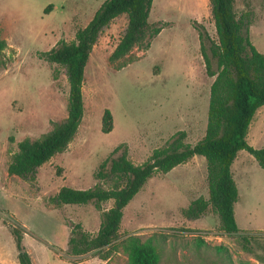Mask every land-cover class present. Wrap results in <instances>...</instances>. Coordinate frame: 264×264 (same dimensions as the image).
Listing matches in <instances>:
<instances>
[{
  "label": "rangeland",
  "instance_id": "rangeland-1",
  "mask_svg": "<svg viewBox=\"0 0 264 264\" xmlns=\"http://www.w3.org/2000/svg\"><path fill=\"white\" fill-rule=\"evenodd\" d=\"M104 1L0 0V39L6 43L0 52V264H19L9 225L21 229L32 264H132L137 244L154 247L156 264H264V169L246 150L238 151L231 165L238 189L236 233L221 229L210 206L197 219L183 214L196 198L208 199L206 160L200 155L150 177L124 207L117 237L99 252L71 256L70 225L79 223L94 235L112 200L101 210L51 200L64 186L109 188L96 172L120 144L139 165L181 132L184 143L203 137L214 76L206 72L195 26L216 39L209 0H153L147 21L160 24V32L148 49L135 46L115 61L110 55L127 15L113 18L84 66L83 115L67 148L39 166L33 182L8 175L18 142L41 137L67 115L65 69L40 54L61 40L73 41ZM48 5L52 8L44 13ZM234 11L251 12L249 37L264 54V0H235ZM105 109L113 119L107 133L101 131ZM246 141L264 148V105L251 120Z\"/></svg>",
  "mask_w": 264,
  "mask_h": 264
},
{
  "label": "trees",
  "instance_id": "trees-1",
  "mask_svg": "<svg viewBox=\"0 0 264 264\" xmlns=\"http://www.w3.org/2000/svg\"><path fill=\"white\" fill-rule=\"evenodd\" d=\"M152 1L105 0L89 24L77 31L73 41L61 40L49 51L40 54L42 59L65 69L69 85L67 115L41 137L34 140L24 138L18 142V149L7 167L8 175L33 182L37 168L67 148L83 115L81 88L84 66L100 32L113 18L126 14L125 31L112 51L110 60L126 56L135 46L148 49L151 40L162 28L160 24H149L147 21ZM209 1L216 39L211 38L202 26H195L206 72L214 76L210 85L203 137L194 144L184 143V133L181 132L179 137H173L165 147L155 149L139 165L128 159L125 144H120L96 172V178L109 182V188L102 187L100 183L87 189L61 187L51 198L56 205L92 204L101 210L103 202L112 200V206L102 211L94 235L84 231L79 223L70 225L68 253L71 256L99 252L110 246L117 237L124 207L145 182L155 173L167 172L195 155L203 156L206 160L208 199L196 198L183 209V214L189 219H197L210 206L225 233L240 231L234 215L238 189L231 165L238 151L246 150L264 169V148L255 149L246 141L251 120L256 110L264 105V54L256 49L249 37L252 23L250 11L237 16L234 11L235 0ZM51 8V5L46 6L44 13H48ZM5 46V41L0 39V52ZM112 126L111 112L105 109L101 131L107 133ZM9 231L18 251L19 264H32L22 243L21 229L9 225ZM100 257L106 259L108 256L104 254ZM131 258L132 264H156L158 256L154 247L137 244L131 248Z\"/></svg>",
  "mask_w": 264,
  "mask_h": 264
}]
</instances>
